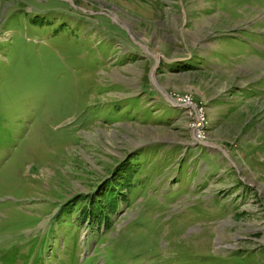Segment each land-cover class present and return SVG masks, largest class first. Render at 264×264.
I'll list each match as a JSON object with an SVG mask.
<instances>
[{
  "label": "rangeland",
  "instance_id": "1",
  "mask_svg": "<svg viewBox=\"0 0 264 264\" xmlns=\"http://www.w3.org/2000/svg\"><path fill=\"white\" fill-rule=\"evenodd\" d=\"M0 264H264V0H0Z\"/></svg>",
  "mask_w": 264,
  "mask_h": 264
},
{
  "label": "trees",
  "instance_id": "2",
  "mask_svg": "<svg viewBox=\"0 0 264 264\" xmlns=\"http://www.w3.org/2000/svg\"><path fill=\"white\" fill-rule=\"evenodd\" d=\"M98 197H99L98 199H92V203H93V201L96 200V203L94 202V204H93V208L95 209V211H94L95 214H97L98 216L101 214V211L104 210V209H110V208H112V206H114L116 208V204H112L111 203V201H112L111 198H109L108 199L109 201H107L106 198H102V196H98ZM97 202L104 203V205H102L101 203L98 204ZM71 206H73V203H71V202H68V203L64 204L62 206V208H61V212L63 214L71 213V210H72ZM114 207H113V210L115 212L116 209Z\"/></svg>",
  "mask_w": 264,
  "mask_h": 264
},
{
  "label": "built area",
  "instance_id": "3",
  "mask_svg": "<svg viewBox=\"0 0 264 264\" xmlns=\"http://www.w3.org/2000/svg\"><path fill=\"white\" fill-rule=\"evenodd\" d=\"M180 103H182L183 105H185V106H187L188 104H190V103H188L189 101H184V100H178ZM191 105V104H190Z\"/></svg>",
  "mask_w": 264,
  "mask_h": 264
},
{
  "label": "bare ground",
  "instance_id": "4",
  "mask_svg": "<svg viewBox=\"0 0 264 264\" xmlns=\"http://www.w3.org/2000/svg\"><path fill=\"white\" fill-rule=\"evenodd\" d=\"M188 105H190V104H188ZM201 127V126H200Z\"/></svg>",
  "mask_w": 264,
  "mask_h": 264
}]
</instances>
